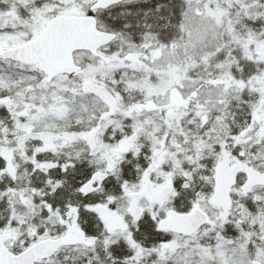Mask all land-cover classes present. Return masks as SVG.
<instances>
[{
  "label": "snow or ice",
  "instance_id": "obj_1",
  "mask_svg": "<svg viewBox=\"0 0 264 264\" xmlns=\"http://www.w3.org/2000/svg\"><path fill=\"white\" fill-rule=\"evenodd\" d=\"M0 264H264V0H0Z\"/></svg>",
  "mask_w": 264,
  "mask_h": 264
}]
</instances>
